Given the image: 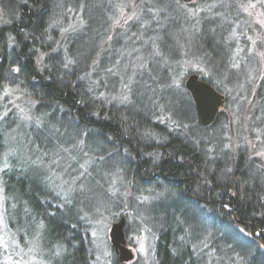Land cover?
Returning a JSON list of instances; mask_svg holds the SVG:
<instances>
[{"label":"trees","instance_id":"trees-1","mask_svg":"<svg viewBox=\"0 0 264 264\" xmlns=\"http://www.w3.org/2000/svg\"><path fill=\"white\" fill-rule=\"evenodd\" d=\"M204 1L207 8H214L213 0ZM118 2L2 0L14 23L0 28V96L8 87L29 93L37 98L35 111L47 131L54 132L51 136L66 146L77 148L80 143L99 157L92 171L103 164L108 178L118 176L119 170L132 178L136 193L155 191L152 204L132 201V207L153 222L157 264H264V233L258 234V229L264 230V164L248 157L245 144L234 152L227 149L223 115L204 127L187 91L174 94L161 69L150 67V73L135 78L125 101L107 103L101 97L117 93L126 69L113 57L115 40L107 49L103 46ZM180 7L178 0L137 5L145 23L152 22L159 8L158 17L171 20L174 30L185 26L187 17ZM206 16L197 19L192 43L199 39L212 65L230 71L228 41L234 34L229 25L235 23L223 6ZM73 19L79 21L74 30ZM169 33L164 29L160 34L161 50L171 43ZM146 34L151 38L150 32ZM8 36L14 37L11 48ZM252 102L251 133L257 131L264 141V76ZM2 111L0 100V115ZM15 120L0 117V182L10 231L18 240L31 238L44 244L50 264H93L87 231L50 177L45 171L26 169L21 160L24 148L18 156L9 154L7 138ZM23 132L29 137L33 131ZM50 141L33 138L42 164L48 167L44 156L45 151L51 153ZM103 184L108 186L107 181ZM164 196L168 200H159Z\"/></svg>","mask_w":264,"mask_h":264},{"label":"rangeland","instance_id":"rangeland-1","mask_svg":"<svg viewBox=\"0 0 264 264\" xmlns=\"http://www.w3.org/2000/svg\"><path fill=\"white\" fill-rule=\"evenodd\" d=\"M118 1L116 17L111 21L112 25L103 46L107 49L111 39L115 40L113 57L117 56V63H121L123 69H126L123 70L125 74L121 73L117 93L108 96L101 94V97L107 103L125 101L138 75L142 77L144 71L150 73L161 69L162 77L170 81L174 94L187 91L195 106L187 82L191 76L197 75L200 81L210 84L223 96L214 120L206 126L201 124L204 127L211 126L216 117L222 114L227 129L226 136L229 138L227 149L234 152L240 144H245L248 157L259 158L264 164V141L257 136L259 133L256 130L251 133V130H254L251 129L253 96L259 80L264 76V0H213V7L226 8L232 19L231 22L235 23L234 26L233 23L229 25L232 28L231 33L234 34L231 35V41H228L231 52L228 65L230 71H220L212 65L199 39L192 43L191 37L199 26L197 19L201 16L206 18V15L211 14L214 9L207 8L204 0L202 2L178 0L183 11L182 15L187 17L185 26L180 30L178 28L174 30L171 20L158 17L159 8L154 10L155 17L150 20L152 22L145 23L137 5L146 4L148 0ZM1 2L2 0H0V28L10 25L12 23L10 19L13 18ZM16 16L17 14L14 15ZM70 23L73 30L79 25V21L76 22L75 19L70 20ZM164 29L171 33H169L171 43L164 44L165 51L159 46V42H162L160 34ZM146 32L151 33V38ZM8 37L10 38L7 47L11 48L14 37ZM0 47L2 53L1 43ZM168 47L171 48L170 51ZM43 57L38 58L39 63ZM119 64H117L118 68L121 67ZM149 67L151 71L148 70ZM90 73L91 71H87V75ZM148 75L146 79H150ZM143 80L146 82L145 79ZM212 81L220 90L212 85ZM0 100L3 105L1 119L9 115L16 119L15 129L11 130L7 138L10 146L9 154L17 153L18 156V152L24 148L21 160L26 162V169L45 171L47 178L50 177L49 180L53 181L58 195L68 203L71 213L81 219L84 230L87 231L93 254L92 263L157 264L156 233L152 228L153 222L150 217L144 219L140 212H136L132 207V201L136 204H152L156 198L153 196L155 191L152 193L150 190V195H145L143 192L136 193L132 178L128 179L121 170L115 178H112L113 176L108 178L101 169L103 164L92 171L99 157L86 152L80 143L77 144V148L71 144L66 146V143L63 144L62 141L59 142L56 137L51 136L54 132L47 131L41 116L35 111L38 105L37 98L29 93L16 87H8L0 96ZM164 119L169 122L168 124H172L170 117L164 116ZM28 128L33 132L26 137L23 131ZM29 134L27 132L26 135ZM18 136L20 139L16 140ZM42 136L45 139H52L51 153L45 151L44 156L49 167L42 164L43 161L38 156L41 155V150L33 142V138L40 142ZM13 148L15 151H12ZM154 161L158 160L154 159ZM102 179L107 181V187ZM151 188L156 189L155 185ZM158 198L168 200L165 196ZM4 203L5 197L0 182V264H50L44 256L46 254L44 244L31 238L18 240L16 235L12 234L5 217ZM208 211L206 208L204 213L208 214ZM121 218L126 219L124 247L132 254L131 258L125 260L120 259L122 254L114 249L111 240L112 226ZM246 234L249 235V232Z\"/></svg>","mask_w":264,"mask_h":264},{"label":"water","instance_id":"water-1","mask_svg":"<svg viewBox=\"0 0 264 264\" xmlns=\"http://www.w3.org/2000/svg\"><path fill=\"white\" fill-rule=\"evenodd\" d=\"M1 53V47H0ZM187 86L192 94L196 109L200 115L203 125L211 123L218 111V106L222 103L223 96L219 94L210 84L200 81L197 75H193L187 82ZM125 218L113 224L111 229L112 246L116 251L120 250V259L131 258L129 250L124 247L126 244L124 235Z\"/></svg>","mask_w":264,"mask_h":264},{"label":"bare ground","instance_id":"bare-ground-1","mask_svg":"<svg viewBox=\"0 0 264 264\" xmlns=\"http://www.w3.org/2000/svg\"><path fill=\"white\" fill-rule=\"evenodd\" d=\"M126 220V219H125ZM259 233H264V230H262V229H258V234ZM129 253L131 254V252L129 251ZM131 256H132V254H131Z\"/></svg>","mask_w":264,"mask_h":264},{"label":"flooded vegetation","instance_id":"flooded-vegetation-1","mask_svg":"<svg viewBox=\"0 0 264 264\" xmlns=\"http://www.w3.org/2000/svg\"><path fill=\"white\" fill-rule=\"evenodd\" d=\"M119 254L121 255L122 254V252L119 250Z\"/></svg>","mask_w":264,"mask_h":264}]
</instances>
